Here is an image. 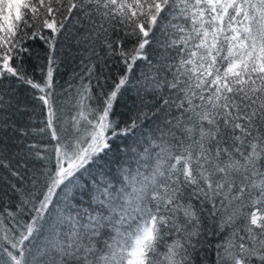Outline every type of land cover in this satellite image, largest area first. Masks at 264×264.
I'll return each mask as SVG.
<instances>
[{
  "label": "snow or ice",
  "instance_id": "snow-or-ice-1",
  "mask_svg": "<svg viewBox=\"0 0 264 264\" xmlns=\"http://www.w3.org/2000/svg\"><path fill=\"white\" fill-rule=\"evenodd\" d=\"M0 264H264V0H0Z\"/></svg>",
  "mask_w": 264,
  "mask_h": 264
}]
</instances>
